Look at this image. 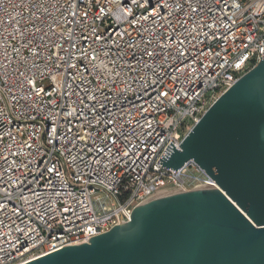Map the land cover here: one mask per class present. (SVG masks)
<instances>
[{
    "label": "built area",
    "instance_id": "obj_1",
    "mask_svg": "<svg viewBox=\"0 0 264 264\" xmlns=\"http://www.w3.org/2000/svg\"><path fill=\"white\" fill-rule=\"evenodd\" d=\"M263 50L264 0H0V264L216 186L158 161Z\"/></svg>",
    "mask_w": 264,
    "mask_h": 264
},
{
    "label": "water",
    "instance_id": "obj_2",
    "mask_svg": "<svg viewBox=\"0 0 264 264\" xmlns=\"http://www.w3.org/2000/svg\"><path fill=\"white\" fill-rule=\"evenodd\" d=\"M189 160L216 186L154 196L87 243L23 264H264V50L158 164Z\"/></svg>",
    "mask_w": 264,
    "mask_h": 264
},
{
    "label": "bare ground",
    "instance_id": "obj_3",
    "mask_svg": "<svg viewBox=\"0 0 264 264\" xmlns=\"http://www.w3.org/2000/svg\"><path fill=\"white\" fill-rule=\"evenodd\" d=\"M165 193H166V192L162 191V192L157 193L156 196H157V195H160V194H165Z\"/></svg>",
    "mask_w": 264,
    "mask_h": 264
},
{
    "label": "rangeland",
    "instance_id": "obj_4",
    "mask_svg": "<svg viewBox=\"0 0 264 264\" xmlns=\"http://www.w3.org/2000/svg\"><path fill=\"white\" fill-rule=\"evenodd\" d=\"M187 123H190V121H187Z\"/></svg>",
    "mask_w": 264,
    "mask_h": 264
}]
</instances>
